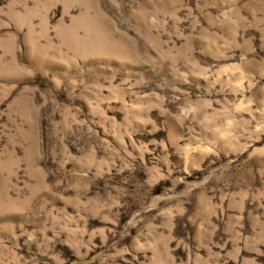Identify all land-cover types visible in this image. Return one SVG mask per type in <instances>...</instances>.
<instances>
[{"label": "rangeland", "instance_id": "obj_1", "mask_svg": "<svg viewBox=\"0 0 264 264\" xmlns=\"http://www.w3.org/2000/svg\"><path fill=\"white\" fill-rule=\"evenodd\" d=\"M0 264H264V0H0Z\"/></svg>", "mask_w": 264, "mask_h": 264}]
</instances>
